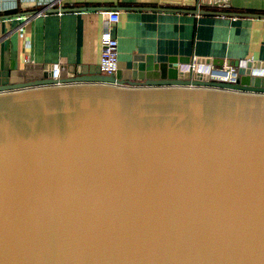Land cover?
Masks as SVG:
<instances>
[{
	"label": "water",
	"instance_id": "1",
	"mask_svg": "<svg viewBox=\"0 0 264 264\" xmlns=\"http://www.w3.org/2000/svg\"><path fill=\"white\" fill-rule=\"evenodd\" d=\"M201 63L0 69V264H264V61Z\"/></svg>",
	"mask_w": 264,
	"mask_h": 264
},
{
	"label": "crops",
	"instance_id": "2",
	"mask_svg": "<svg viewBox=\"0 0 264 264\" xmlns=\"http://www.w3.org/2000/svg\"><path fill=\"white\" fill-rule=\"evenodd\" d=\"M107 9L120 12L117 24L102 17ZM108 27L125 70L169 56L264 61V0H0V69L16 81L60 65L97 69Z\"/></svg>",
	"mask_w": 264,
	"mask_h": 264
},
{
	"label": "built area",
	"instance_id": "3",
	"mask_svg": "<svg viewBox=\"0 0 264 264\" xmlns=\"http://www.w3.org/2000/svg\"><path fill=\"white\" fill-rule=\"evenodd\" d=\"M40 13V12H39ZM38 14V13H36ZM102 17L109 24H117L120 21V12L117 10H103ZM35 14H29L24 17L25 21L29 20ZM101 57L99 67L104 74H115L119 70V41L113 34L110 27L105 29L101 34ZM194 71L207 72L211 78L228 83H237L240 75L237 68L224 65L223 68L209 64H194ZM53 78H58L61 74L60 68H55Z\"/></svg>",
	"mask_w": 264,
	"mask_h": 264
}]
</instances>
